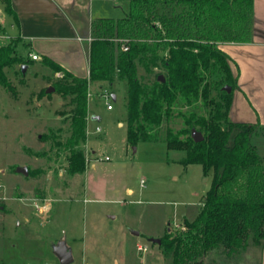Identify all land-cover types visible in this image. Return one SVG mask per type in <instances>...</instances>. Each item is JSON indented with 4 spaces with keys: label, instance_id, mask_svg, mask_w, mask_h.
Returning <instances> with one entry per match:
<instances>
[{
    "label": "trees",
    "instance_id": "trees-1",
    "mask_svg": "<svg viewBox=\"0 0 264 264\" xmlns=\"http://www.w3.org/2000/svg\"><path fill=\"white\" fill-rule=\"evenodd\" d=\"M1 1L17 24L11 0ZM254 20V0H130L125 16L92 21L88 76L76 75L50 56L42 58L55 73H63L54 86L70 104V135L63 144L70 173L87 168L82 144L90 86L106 81L127 86L129 144L164 141L168 149L186 152L183 164H201L212 175L196 217L184 221L185 229H168L160 237L171 264H212L206 260L210 253L233 257L250 245L263 250L264 155L252 139L264 124L232 118L238 75L221 47L251 42ZM20 40L0 44V84L11 92L15 87L7 70L18 64L22 72V65L34 60L19 54ZM228 85L230 92L224 89ZM193 129L202 132L203 140L195 141Z\"/></svg>",
    "mask_w": 264,
    "mask_h": 264
},
{
    "label": "rangeland",
    "instance_id": "rangeland-1",
    "mask_svg": "<svg viewBox=\"0 0 264 264\" xmlns=\"http://www.w3.org/2000/svg\"><path fill=\"white\" fill-rule=\"evenodd\" d=\"M108 3L101 17L120 18L129 11L130 0ZM15 24L4 16L0 44L21 39ZM24 44L21 39L18 52L29 57L32 49ZM42 58L31 61L26 73L18 64L7 70L14 91L0 84V264H60L54 247L62 240L72 249V264H171L151 238L182 229L185 220L196 217L212 175L201 164H183L186 152L168 149L164 141L129 144L127 86L106 81L90 86L91 115L82 144L87 168L70 173L63 145L70 135V104L54 86L63 73ZM50 86L54 89L47 92ZM241 115L257 121L247 104ZM252 140L264 155V131ZM36 203L49 209L39 211ZM260 258V250L250 245L233 257L212 252L206 260L258 264Z\"/></svg>",
    "mask_w": 264,
    "mask_h": 264
},
{
    "label": "crops",
    "instance_id": "crops-1",
    "mask_svg": "<svg viewBox=\"0 0 264 264\" xmlns=\"http://www.w3.org/2000/svg\"><path fill=\"white\" fill-rule=\"evenodd\" d=\"M112 1L11 0L18 16L16 34L26 48L30 47L39 57L50 56L76 75L88 76L92 21L101 17L108 2ZM7 15L0 0V25ZM254 15V38L251 42H223L221 47L234 60L232 69L238 75V87L234 91L230 111L232 118L241 120L247 104L257 120L264 124V0H254ZM32 52H29V57ZM92 167L95 168L96 163L93 162ZM44 205V211L49 209L48 204ZM260 259L264 264V247ZM115 262L119 263L118 259Z\"/></svg>",
    "mask_w": 264,
    "mask_h": 264
},
{
    "label": "water",
    "instance_id": "water-1",
    "mask_svg": "<svg viewBox=\"0 0 264 264\" xmlns=\"http://www.w3.org/2000/svg\"><path fill=\"white\" fill-rule=\"evenodd\" d=\"M28 67V64H23L22 65V72L26 73V69ZM159 79L163 80L164 76L160 75ZM54 89L53 86H50L47 89V92H50ZM225 90H227L228 92H230L232 90V87L230 85L225 86L224 87ZM113 97L115 98V95L113 94ZM94 118H99V116H93ZM192 136L195 139V141H201L203 140L204 136L202 134V132L193 129L192 130ZM21 171L24 173H28V169L27 167H22ZM138 233V232H136ZM151 241L153 243H157L160 244L161 243V239L160 238H151ZM54 252L55 254L58 256L59 260H60V264H72V262L74 261V257L72 255V251L71 249L66 245V242L64 240L60 241L55 247H54Z\"/></svg>",
    "mask_w": 264,
    "mask_h": 264
},
{
    "label": "built area",
    "instance_id": "built-area-1",
    "mask_svg": "<svg viewBox=\"0 0 264 264\" xmlns=\"http://www.w3.org/2000/svg\"><path fill=\"white\" fill-rule=\"evenodd\" d=\"M0 37H1V35H0ZM125 49H127V47H125ZM31 58L32 59H34V60H37V59H40V57H39V55L37 54V53H31ZM109 92H106L104 95L105 96H108L109 94H108ZM90 94V93H89ZM108 108L109 109H111V108H113V105L112 104H108ZM100 129V127L99 126H97V130H99ZM144 181L142 180V183H143ZM36 207L39 209V211H44L45 210V205L44 204H39V203H36ZM182 229H185V226L182 228ZM138 249L139 250H142V251H146V250H148V248H147V246L146 245H141V244H139L138 245ZM49 264H52V263H49Z\"/></svg>",
    "mask_w": 264,
    "mask_h": 264
}]
</instances>
